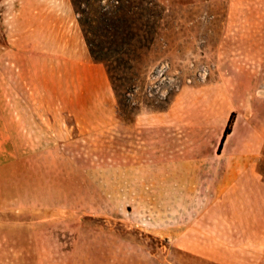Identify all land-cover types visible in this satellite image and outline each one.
Masks as SVG:
<instances>
[{"label": "rangeland", "instance_id": "obj_1", "mask_svg": "<svg viewBox=\"0 0 264 264\" xmlns=\"http://www.w3.org/2000/svg\"><path fill=\"white\" fill-rule=\"evenodd\" d=\"M12 1L15 19L0 6V76L20 77L18 106L35 114L21 118L19 163L0 164L15 176L0 180L4 202L45 211L53 253L71 255L73 264H264V251L239 243L226 226V212L212 209L205 226L184 227L200 212L159 216L155 188V161L186 154L189 127L206 125L211 148L218 121H207V111L216 107L215 91L227 93L223 108L233 111L232 125L240 122L237 139L251 124L252 102L264 110V0H118L136 17L137 36L122 48L138 57L113 81L89 56L70 0L66 38L62 30L57 44L55 36L38 44L34 28H17L24 19ZM77 2L93 19L115 5ZM4 27L23 42L18 68L6 64L13 52L4 48ZM259 158L264 170V150Z\"/></svg>", "mask_w": 264, "mask_h": 264}, {"label": "crops", "instance_id": "obj_2", "mask_svg": "<svg viewBox=\"0 0 264 264\" xmlns=\"http://www.w3.org/2000/svg\"><path fill=\"white\" fill-rule=\"evenodd\" d=\"M0 2V6L4 4V7H8L9 16L12 14L11 19H15L16 13L11 8L13 1ZM16 3L20 4L19 15L24 19L17 28H34L31 33L40 36L41 42L37 41L38 44L51 43V36H55L56 44L59 43L62 30L65 33L61 40H65L68 0H59L58 6L55 0H18ZM27 16L31 18L30 23L25 19ZM8 27L11 28L12 24ZM13 32L5 28L9 45L4 48L7 53L9 50L13 52L11 60L6 61V64L18 68L16 50H20L23 42L14 39ZM20 82L18 75L11 78L0 76V164L19 163L21 118L35 114L34 110L21 109L18 106ZM215 92L213 102L216 107L207 111V115L211 116L207 121H218V130L210 144L211 148L207 147L208 130L204 129L206 125H202L199 131L189 127L182 136L186 154L173 152L170 160L163 161L160 158L155 161L159 216L164 218L163 213L170 212L167 216L170 219H189L187 213L198 211L200 213L193 219L194 223L183 225L196 228L205 226L206 221L213 218V210L218 208L226 212V226L236 229L239 243L250 242L257 250L264 251V170H261L259 162L260 153L264 150V110L259 109L260 101H253L251 124H246V136L237 139L240 122L236 118L230 134L218 151L233 111L228 113L223 108L227 105V93L220 90ZM221 97H224L223 100ZM220 109H224V112ZM172 133L174 145L179 147L180 133L177 134L174 128ZM10 150L11 157H8ZM14 178V174L0 171V180ZM163 189L169 190L168 194L172 198L165 201L159 192L161 190L163 193ZM6 192L5 188H0V264H73L71 255L53 253L51 232H45L46 227H51L52 223L45 219L46 212H38L34 206L5 203L1 196ZM181 242L190 244L193 241Z\"/></svg>", "mask_w": 264, "mask_h": 264}, {"label": "trees", "instance_id": "obj_3", "mask_svg": "<svg viewBox=\"0 0 264 264\" xmlns=\"http://www.w3.org/2000/svg\"><path fill=\"white\" fill-rule=\"evenodd\" d=\"M101 0H96L99 2ZM75 14L77 15V24L81 30L84 42L88 49L89 56L94 62L101 63L105 66L111 81L118 77L124 68H130L133 58L137 56V51H127L122 48L123 44H128L137 36L132 33L133 24L136 17L130 13V10L124 8L118 0L112 10L101 14L95 19L80 10L77 0H70ZM150 5H154L150 1ZM153 14H156L154 9ZM152 23L149 28L155 33L156 17L152 16ZM140 42V41H138ZM138 57V56H137ZM234 114L229 117L221 139L218 151L227 135L231 132V125Z\"/></svg>", "mask_w": 264, "mask_h": 264}, {"label": "built area", "instance_id": "obj_4", "mask_svg": "<svg viewBox=\"0 0 264 264\" xmlns=\"http://www.w3.org/2000/svg\"><path fill=\"white\" fill-rule=\"evenodd\" d=\"M162 72H163V71H162ZM162 72H161V73H162Z\"/></svg>", "mask_w": 264, "mask_h": 264}]
</instances>
